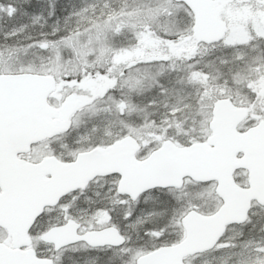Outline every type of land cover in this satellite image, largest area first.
I'll use <instances>...</instances> for the list:
<instances>
[{
    "label": "snow or ice",
    "instance_id": "snow-or-ice-1",
    "mask_svg": "<svg viewBox=\"0 0 264 264\" xmlns=\"http://www.w3.org/2000/svg\"><path fill=\"white\" fill-rule=\"evenodd\" d=\"M0 264H264V0H0Z\"/></svg>",
    "mask_w": 264,
    "mask_h": 264
}]
</instances>
